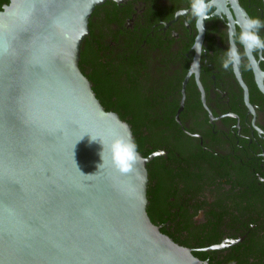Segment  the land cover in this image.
I'll return each mask as SVG.
<instances>
[{"label": "flooded vegetation", "instance_id": "af4514ba", "mask_svg": "<svg viewBox=\"0 0 264 264\" xmlns=\"http://www.w3.org/2000/svg\"><path fill=\"white\" fill-rule=\"evenodd\" d=\"M212 2L106 0L80 69L97 62L108 112L158 153L146 199L172 242L206 264H264V0H235L238 16Z\"/></svg>", "mask_w": 264, "mask_h": 264}, {"label": "water", "instance_id": "95a60500", "mask_svg": "<svg viewBox=\"0 0 264 264\" xmlns=\"http://www.w3.org/2000/svg\"><path fill=\"white\" fill-rule=\"evenodd\" d=\"M105 1L0 7V264H206L148 204L145 166L158 153L135 150L78 69Z\"/></svg>", "mask_w": 264, "mask_h": 264}, {"label": "trees", "instance_id": "16d2710c", "mask_svg": "<svg viewBox=\"0 0 264 264\" xmlns=\"http://www.w3.org/2000/svg\"><path fill=\"white\" fill-rule=\"evenodd\" d=\"M87 27L89 28V25ZM82 46H83V48H82ZM88 46H89V44L87 42V37H85L82 40L81 45H80L79 59H78V69L80 70L81 73H82V69H80V64L82 65L83 63H80V62H84L85 59H87V57L89 56ZM87 81L89 82V84L91 86V90L94 93L95 98L98 100L99 104L102 106V108L105 111L108 112L110 110V106H109V104L107 105V103H106L107 102V96H108V93H109V91L113 85L110 83L109 75L102 68L99 67L97 62L94 61L92 63L91 74L87 76ZM118 117L120 120H123L122 115H118ZM131 117L136 118L135 116H131ZM136 130L137 129H135L133 126L131 127V133L134 136V138L137 137V131ZM134 144L136 146L135 147L136 151L139 153V151H140L139 146L140 145L138 144L137 140L134 141ZM144 156L145 155H143L142 157H144Z\"/></svg>", "mask_w": 264, "mask_h": 264}, {"label": "clouds", "instance_id": "9594fccd", "mask_svg": "<svg viewBox=\"0 0 264 264\" xmlns=\"http://www.w3.org/2000/svg\"><path fill=\"white\" fill-rule=\"evenodd\" d=\"M258 24H259L258 21L253 20V21H249V22L246 24L245 27H246V28H252V27H256V26H258ZM242 39H243L244 41H252V42H254V43L259 44V38L256 37V36H254V35H249V34L245 33V34L242 36ZM248 47L251 48V45L249 44Z\"/></svg>", "mask_w": 264, "mask_h": 264}, {"label": "bare ground", "instance_id": "6f19581e", "mask_svg": "<svg viewBox=\"0 0 264 264\" xmlns=\"http://www.w3.org/2000/svg\"><path fill=\"white\" fill-rule=\"evenodd\" d=\"M225 1H226V0H222L221 3L218 1V4H216V3H215V4L212 3V4L218 6V11H219V10L222 9L223 3H224ZM228 2L231 3L232 1L230 2V0H228ZM232 3H233V2H232ZM231 7L233 8L234 5L232 4ZM233 9H235V7H234ZM235 13H236V15L238 16L237 11H235Z\"/></svg>", "mask_w": 264, "mask_h": 264}]
</instances>
